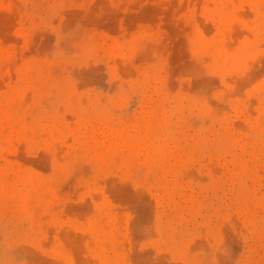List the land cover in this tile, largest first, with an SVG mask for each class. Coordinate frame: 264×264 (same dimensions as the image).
<instances>
[{
    "label": "rangeland",
    "instance_id": "1",
    "mask_svg": "<svg viewBox=\"0 0 264 264\" xmlns=\"http://www.w3.org/2000/svg\"><path fill=\"white\" fill-rule=\"evenodd\" d=\"M0 264H264V0H0Z\"/></svg>",
    "mask_w": 264,
    "mask_h": 264
}]
</instances>
